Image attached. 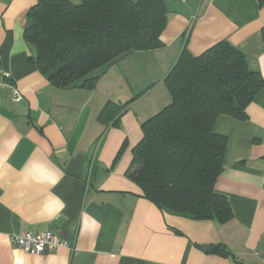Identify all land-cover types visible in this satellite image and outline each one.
Returning <instances> with one entry per match:
<instances>
[{"label":"crops","instance_id":"0c3cea01","mask_svg":"<svg viewBox=\"0 0 264 264\" xmlns=\"http://www.w3.org/2000/svg\"><path fill=\"white\" fill-rule=\"evenodd\" d=\"M36 2L0 0V66L22 93L0 91V264H264V85L247 120L214 124L228 140L215 187L228 221L164 212L126 174L141 123L171 98L164 79L183 48L198 55L226 40L264 79V0L167 1L162 46L123 55L89 89L55 87L33 63L24 27ZM134 89L145 93L115 124L99 120ZM44 230L74 250L33 254L11 239Z\"/></svg>","mask_w":264,"mask_h":264},{"label":"trees","instance_id":"16d2710c","mask_svg":"<svg viewBox=\"0 0 264 264\" xmlns=\"http://www.w3.org/2000/svg\"><path fill=\"white\" fill-rule=\"evenodd\" d=\"M166 2L37 0L27 12L24 38L50 84L89 89L123 55L162 46ZM164 83L171 102L141 123L142 136L126 174L141 196L164 212L226 222L233 211L215 187L228 140L214 131V124L221 115L247 120V107L264 79L225 40L198 55L183 48ZM144 93L124 102L107 101L99 120L115 124ZM205 250L224 253L215 245Z\"/></svg>","mask_w":264,"mask_h":264},{"label":"built area","instance_id":"2783aa9c","mask_svg":"<svg viewBox=\"0 0 264 264\" xmlns=\"http://www.w3.org/2000/svg\"><path fill=\"white\" fill-rule=\"evenodd\" d=\"M0 91H7L13 100H18L22 93L15 84L12 74L9 70L0 66ZM12 242L22 248L25 252L33 254H42L52 251L58 247L74 250L69 242L59 237L58 234L50 230L40 231L38 233L27 232L23 235H12Z\"/></svg>","mask_w":264,"mask_h":264},{"label":"rangeland","instance_id":"374dc122","mask_svg":"<svg viewBox=\"0 0 264 264\" xmlns=\"http://www.w3.org/2000/svg\"><path fill=\"white\" fill-rule=\"evenodd\" d=\"M71 1V0H70ZM72 3H74V4H78L79 2H80V0H77L76 2H74V1H71ZM151 78H152V74H150L149 75V79L151 80ZM140 79V78H139ZM134 94L132 95V97L134 96V95H136V94H138L139 92L136 90L135 91V89H134V92H133ZM122 102H124V101H122ZM171 102V98H169L168 100H167V103H165V105H163V106H166V105H168L169 103Z\"/></svg>","mask_w":264,"mask_h":264},{"label":"water","instance_id":"95a60500","mask_svg":"<svg viewBox=\"0 0 264 264\" xmlns=\"http://www.w3.org/2000/svg\"><path fill=\"white\" fill-rule=\"evenodd\" d=\"M165 1H171V0H165Z\"/></svg>","mask_w":264,"mask_h":264}]
</instances>
